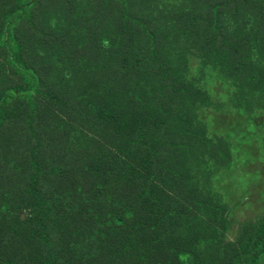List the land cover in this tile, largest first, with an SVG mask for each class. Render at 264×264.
<instances>
[{
    "label": "rangeland",
    "instance_id": "1",
    "mask_svg": "<svg viewBox=\"0 0 264 264\" xmlns=\"http://www.w3.org/2000/svg\"><path fill=\"white\" fill-rule=\"evenodd\" d=\"M9 7L0 264H264V0Z\"/></svg>",
    "mask_w": 264,
    "mask_h": 264
},
{
    "label": "trees",
    "instance_id": "2",
    "mask_svg": "<svg viewBox=\"0 0 264 264\" xmlns=\"http://www.w3.org/2000/svg\"><path fill=\"white\" fill-rule=\"evenodd\" d=\"M228 1V0H226ZM219 6V4L217 5ZM13 10L14 13L11 11ZM16 12H20V10L18 9V7L15 8H8L6 16L4 18V20L2 21V28H1V38H0V44L3 48H5L7 50L6 52V57H10L11 62H13L14 64L17 63L20 65V68L23 71H26L25 68L22 66L21 61L19 60L18 57V51H17V37H16V24L19 20V16L15 15ZM109 41L107 39H105V41L103 40V46L105 47V45H108ZM128 54L126 53V57H125V61L122 62V67L123 70L128 71L129 70V66L133 67V62H130L128 59ZM17 60V62H16ZM31 71V70H30ZM37 89V84H32L31 86H28L24 89H22L23 94L26 96L29 94V96L31 97L34 93V91ZM6 104L7 103H2L0 104V117L6 113Z\"/></svg>",
    "mask_w": 264,
    "mask_h": 264
}]
</instances>
